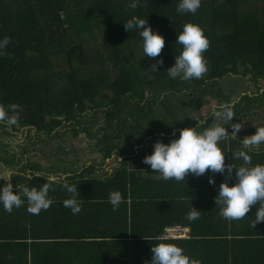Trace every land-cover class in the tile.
Masks as SVG:
<instances>
[{"label":"trees","instance_id":"obj_1","mask_svg":"<svg viewBox=\"0 0 264 264\" xmlns=\"http://www.w3.org/2000/svg\"><path fill=\"white\" fill-rule=\"evenodd\" d=\"M178 3L139 0L137 9L132 10L128 0H0V38H10L6 54L0 56V104L19 105L17 123L0 121V130L15 135L28 128L55 139L71 126L77 135H93L99 125L103 131L99 154L103 153L105 159L129 150L136 141L143 145L132 160L136 176L123 168L107 182L92 180L97 169L93 165L88 172L68 179L77 186L79 197H85L86 189L95 186L110 190L108 193L119 190L124 199L130 186H142L157 205L165 204L168 224L175 220L169 215L174 211L185 217L183 224L196 225L193 236H232L228 226L236 220L219 214L220 206L215 202L219 189L211 196L197 194L199 202L188 191L183 192L185 189H177L183 193L175 194L173 188L178 181L163 179L143 161L153 152L157 140L170 142L174 131L197 124L188 118L193 102L202 101L204 95L211 96L210 101L225 100L220 81L231 73H244L258 86L264 78V0H201L195 14L183 15L176 12ZM132 16L148 17L153 30L165 37L160 54L164 63L159 71L151 65L160 57H144L138 32L125 29L124 22ZM189 21L198 23L210 40L204 53L208 71L199 80H173L166 69L175 62V49L181 47L175 42L178 31ZM263 90L259 88V92ZM183 98L187 103L179 107L171 102L174 99L179 103ZM246 98L256 99L248 107L255 114L264 108V92L260 96L247 94ZM158 105L165 107L171 117L168 126L167 119L157 114ZM101 114L104 124L97 118ZM78 126H83V131ZM28 166L36 170L31 163L23 164L22 170ZM44 182V177H34L22 185L38 188ZM58 187L61 185L53 184L49 192ZM59 195L65 197L67 193ZM91 197L98 200L109 195L93 193ZM192 206L199 209L200 218L190 222L186 216ZM252 208L256 211L255 206ZM262 230V226H248L246 234L260 235ZM226 264H234L227 255Z\"/></svg>","mask_w":264,"mask_h":264},{"label":"crops","instance_id":"obj_2","mask_svg":"<svg viewBox=\"0 0 264 264\" xmlns=\"http://www.w3.org/2000/svg\"><path fill=\"white\" fill-rule=\"evenodd\" d=\"M248 110H250L248 107H240L238 111L233 108L234 115L238 116H234L225 125L231 133L232 124L236 122L241 124L240 136L235 140L229 138L226 141L228 148L234 151L241 148V138L253 134L256 127L264 126V114H261V111L258 114H255V111L249 113ZM214 111L217 112V109ZM249 119L254 120V124L247 122ZM207 120L208 124L210 120L222 122L217 116ZM179 134L180 130H176L172 137L178 138ZM142 147L143 145L135 141L129 150L116 152L111 158L105 159L102 155L105 162L103 168L101 166L103 170L97 165V170L92 173L91 179L107 182L123 168H127L136 176L137 171L135 172L132 166L135 162L132 160L139 154L138 150ZM234 151L229 150L225 154L226 166L231 163L236 165L242 163L232 160ZM250 154L253 164L264 163V144L254 146ZM0 159H2L0 160L2 170L0 176H8L15 169L19 170L11 176L14 186L32 181L34 177H43L41 173L45 174L41 168L27 171L26 174L20 173L23 164L27 161L25 158L21 164L14 163L12 159L6 161L3 158ZM84 173L85 170L82 174ZM82 174L68 175L67 179ZM47 175L55 176L57 179L65 176L61 173H47ZM212 175L215 177L214 184L209 183V177ZM227 176V172L216 174L206 172L199 177L187 176L186 180L178 182L173 190L175 194L188 191V195L199 202L201 199L196 198L197 194L214 195ZM5 183L6 181L0 178V187ZM177 189L185 190L180 192ZM52 191V193L49 192V197L53 203L39 214H30L27 211L26 201L22 207L14 208L11 213L4 211L0 205V264H145L146 261H151L152 245L161 241H173L171 243L183 246L190 256L200 260L202 264H226V255L234 264H264V233L246 234V227H251L255 219L257 205H253L256 211L252 208L248 216L236 220V224H229L228 230L233 232L232 236H193L196 225L193 227L183 224L182 219L185 217H180L174 211H170L169 215L175 220L168 224V211L164 209L165 204L162 207L157 205V202L150 197L148 193L150 191L143 192L142 186H130L128 196L124 197L115 211L108 202V198L97 197V200L91 197L93 193L97 196L109 195L110 190L95 186L91 189L87 188L85 197H79L82 201V210L76 215L63 206V201L68 194L63 197L59 193H66V191L62 187L54 188ZM186 200L191 201L188 198ZM162 201L165 203L166 200ZM164 225H167L164 232L159 234L158 230ZM258 226H262L264 231V222L255 225V227ZM173 227H180V229L175 233H168L167 230ZM254 232L256 231H249V233ZM156 233L157 236H155ZM189 240L193 242H187ZM195 251L199 253L194 254Z\"/></svg>","mask_w":264,"mask_h":264},{"label":"clouds","instance_id":"obj_3","mask_svg":"<svg viewBox=\"0 0 264 264\" xmlns=\"http://www.w3.org/2000/svg\"><path fill=\"white\" fill-rule=\"evenodd\" d=\"M130 9L135 10L139 6V0H128ZM201 7V0H179L176 12L180 15L186 13L195 14ZM147 25V27L145 26ZM126 31L135 30L143 40L144 57L156 58L151 65L156 71L164 63L160 56L165 46V37L158 30L154 31L147 18L132 16L124 22ZM176 44L180 49L176 51L175 62L166 69L168 76L181 81L199 80L208 71V61L204 53L210 47V40L205 35L204 29L195 22H186L182 30L178 31ZM10 43V38H0V56L5 55V49ZM19 105L12 103L5 107L0 104V121H7L9 125L17 123L15 114ZM12 113V114H10ZM221 118V123L208 125L207 119L197 120L195 126H188L180 130L178 138L170 142L157 140L153 145V152L144 157V163L150 165L152 172H157L165 179H174L178 182L185 181L191 174L199 177L206 172L228 173V176L220 183L218 194L215 198L216 205L220 206L219 214L227 220H240L248 216L251 207L257 205L254 213L255 219L252 227L264 222V163H252L250 154L254 146L264 144V126L256 127L251 135L241 138V148L234 151L232 160L241 161L239 165L225 164V154L231 150L223 142L229 138L237 139L241 130L240 123L231 125L229 133L225 126L235 116L232 105H220V111L214 113ZM202 129V130H201ZM234 173V177H233ZM45 182L40 187L27 185L14 186L11 175L0 176L6 183L0 187V205L3 210L11 213L14 208H20L27 202V211L30 214H39L47 210L53 200L49 197V191L53 184H60L68 194L63 201V206L71 210L73 215L81 212V193L77 186L64 177L57 179L52 175L40 174ZM29 179L31 176L29 175ZM209 183H215L214 175L209 177ZM108 202L113 210H117L123 202V195L119 190L109 193ZM200 218V211L192 206L186 219L196 221ZM151 261L145 264H202V262L190 256L183 246L176 243L161 241L152 245Z\"/></svg>","mask_w":264,"mask_h":264},{"label":"rangeland","instance_id":"obj_4","mask_svg":"<svg viewBox=\"0 0 264 264\" xmlns=\"http://www.w3.org/2000/svg\"><path fill=\"white\" fill-rule=\"evenodd\" d=\"M220 87L226 99H215L210 101L209 97L211 96L204 95L202 101L193 102L188 116L192 123L200 119L215 118L214 110L217 109V112L220 111V105L222 104H230L232 106L239 104L235 106L237 107V111L240 109L239 107L241 105H243V107H249V102L253 104L256 99H247L246 95L256 93L260 96L264 92V90L259 92V88H264V78H261L258 82V86H256L251 80V77L244 75V73L240 76L231 73V75H228L220 81ZM171 102L174 106L178 107L181 106L180 104L182 102L185 104L187 103L185 98L179 103L174 99H171ZM155 109L159 116L161 115L163 118L167 119L168 126L171 117L169 113H167V109L162 105H158ZM252 111L253 109H250L247 112L250 113ZM261 114H264V108H262ZM97 118L99 121L102 120L104 124V114H101ZM247 122L254 124V120L251 119L247 120ZM216 123L215 120H210L208 125ZM74 128V126L69 127V129L65 130L55 139L46 137L43 134L38 135L37 131H31L28 128L15 135H9L5 133V131L0 130V158L6 160L12 159L15 161L14 163L20 162V164L25 161V158L27 160L25 163L33 164L36 170H38L39 166L46 175L47 173H61L64 175L82 174L84 170L88 172L90 168H93V165H98V168L102 166L103 168L105 165L102 157L103 153L99 154L101 149L98 147V144L103 138V131L100 130L101 127L99 125L96 126L93 135L83 133L84 135L81 136L76 134L77 131ZM76 128H80L79 131H83L84 127L78 126ZM13 137L15 140H12ZM39 141H41V143H39ZM36 150L38 151L34 152ZM21 156H23V158ZM30 169L31 166H28L25 170H21L20 173L26 174L27 171H32V169ZM14 172L17 173L19 170L17 171V169H15ZM14 172H11V176ZM1 173L2 170L0 169V175Z\"/></svg>","mask_w":264,"mask_h":264},{"label":"built area","instance_id":"obj_5","mask_svg":"<svg viewBox=\"0 0 264 264\" xmlns=\"http://www.w3.org/2000/svg\"><path fill=\"white\" fill-rule=\"evenodd\" d=\"M180 229V227H173V228H169L168 230H167V232L168 233H172V232H176L177 230H179Z\"/></svg>","mask_w":264,"mask_h":264},{"label":"flooded vegetation","instance_id":"obj_6","mask_svg":"<svg viewBox=\"0 0 264 264\" xmlns=\"http://www.w3.org/2000/svg\"><path fill=\"white\" fill-rule=\"evenodd\" d=\"M12 140H15V139H14V137H13V139H12Z\"/></svg>","mask_w":264,"mask_h":264}]
</instances>
